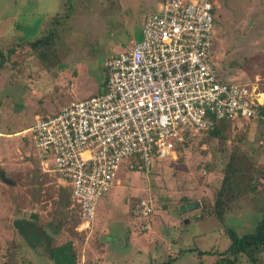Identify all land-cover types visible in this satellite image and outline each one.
<instances>
[{
  "label": "rangeland",
  "instance_id": "1",
  "mask_svg": "<svg viewBox=\"0 0 264 264\" xmlns=\"http://www.w3.org/2000/svg\"><path fill=\"white\" fill-rule=\"evenodd\" d=\"M163 2L0 0V264H200L202 250L213 264L214 251L231 242L225 226L239 235L255 230L264 214L261 120L222 118L220 135L191 133L175 158L158 159L149 173L137 158L136 169L123 161L90 227L71 188L50 170L54 162L46 168L37 152L29 132L36 117L100 93L105 61L141 37ZM215 2L221 78L264 87V0ZM57 15L64 18L50 64L29 41L47 34ZM219 193L223 219L213 214ZM149 197L155 206L143 216L139 204ZM194 201L197 207L182 209ZM255 255L264 261V248ZM238 264L253 263L243 256Z\"/></svg>",
  "mask_w": 264,
  "mask_h": 264
},
{
  "label": "built area",
  "instance_id": "2",
  "mask_svg": "<svg viewBox=\"0 0 264 264\" xmlns=\"http://www.w3.org/2000/svg\"><path fill=\"white\" fill-rule=\"evenodd\" d=\"M215 5L164 0L147 15L140 39L105 61L100 93L36 117L29 127L43 165L53 161L52 171L71 188L83 226H91L100 199L119 182L123 161L136 169L137 158L149 173L158 159L175 158L188 134L212 131L222 118L264 124L259 81L230 83L217 69ZM139 206L149 216L155 202L149 197Z\"/></svg>",
  "mask_w": 264,
  "mask_h": 264
},
{
  "label": "trees",
  "instance_id": "3",
  "mask_svg": "<svg viewBox=\"0 0 264 264\" xmlns=\"http://www.w3.org/2000/svg\"><path fill=\"white\" fill-rule=\"evenodd\" d=\"M67 16V15H66ZM62 15H57L54 22H53V28L50 29V31L47 34H44L42 36L37 37L34 40L29 41L30 46L32 49L39 52V56L42 60L49 61L51 64V60L53 56H57V49L56 45L54 44L56 42L57 34H60V32L57 30L58 25L62 23L63 20ZM5 57L3 52L0 50V67L4 66L5 63ZM214 131L220 135L221 132H219L216 129ZM191 135L188 134L189 137ZM221 194L219 193L218 198L216 199L215 204V210L213 214H215L219 219H223L224 211L220 209V205L223 202L221 199ZM225 232L229 236L231 242L223 251L216 250L214 251L217 253V259L213 264H238L240 259L243 256H247L248 260L252 262L253 264H264V261L260 260L256 255V251L264 248V214L259 220L256 228L254 231L245 233L243 235H239L237 231L232 228L231 226H225ZM67 247L66 249L70 250L69 246L65 245ZM61 251L63 253V248H59L56 251ZM208 251L202 250L200 251V264H205L204 257H202V254H205ZM210 252V251H209ZM56 256V254H54ZM172 259V258H171ZM169 259L165 262L159 263V264H171L172 260Z\"/></svg>",
  "mask_w": 264,
  "mask_h": 264
},
{
  "label": "water",
  "instance_id": "4",
  "mask_svg": "<svg viewBox=\"0 0 264 264\" xmlns=\"http://www.w3.org/2000/svg\"><path fill=\"white\" fill-rule=\"evenodd\" d=\"M198 202H190L188 204H186L185 206L182 207V209L185 211L186 209H191L193 207H197L198 206Z\"/></svg>",
  "mask_w": 264,
  "mask_h": 264
},
{
  "label": "crops",
  "instance_id": "5",
  "mask_svg": "<svg viewBox=\"0 0 264 264\" xmlns=\"http://www.w3.org/2000/svg\"><path fill=\"white\" fill-rule=\"evenodd\" d=\"M139 39H140V38H139ZM72 102H73V101H72ZM72 102H71V103H72ZM69 104H70V103H69ZM69 104H67V105H69ZM67 105H66V106H67ZM64 107H65V106H64ZM64 107H63V108H64ZM61 109H62V108H61ZM61 109H60V110H61ZM53 115H54V114H53ZM263 128H264V124H263V126H262V134H261V139H262V135H263ZM50 170H53V168H51ZM53 172H55V171H53ZM54 174H55V173H54ZM70 196H71L72 200H74V199H73V197H72V191H71V194H70ZM131 228H132V227H131ZM127 229H128V228H127ZM122 242H123V241H122Z\"/></svg>",
  "mask_w": 264,
  "mask_h": 264
}]
</instances>
